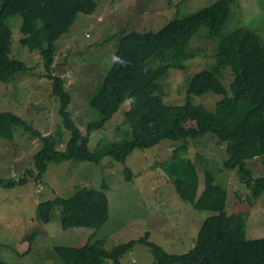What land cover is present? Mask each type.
<instances>
[{"label":"trees","instance_id":"trees-1","mask_svg":"<svg viewBox=\"0 0 264 264\" xmlns=\"http://www.w3.org/2000/svg\"><path fill=\"white\" fill-rule=\"evenodd\" d=\"M240 3L241 0H221L176 16L158 30L123 35L111 69L89 102L102 117L88 123L83 134L69 110L73 98L66 90L65 79L52 71L57 41L70 31L80 15L96 11L97 0H0V82L7 83L16 73H27L31 66L35 67L11 56L14 41L9 19L20 15V48L41 55L46 76L53 81V96L61 102L59 114L63 120V126L54 134L56 138L43 135L13 112L0 111L1 138L13 140L15 130L23 128L42 142L34 154V168L18 180L0 179V190L23 186L30 178L41 181L53 162L87 161L98 167L111 157L125 163L136 149L152 148L164 140L183 141L174 149L171 160L160 163V167L184 201L197 210L216 213L205 220L194 247L187 253H168L149 240L148 232L113 248H107L102 238L93 240L92 235H79L82 240L74 245L54 247L63 264H105L106 260L121 264V257L139 243L150 248L157 264H264V238L248 239L244 215L226 212L228 191L210 168L208 158L199 152L189 156L188 139L197 140L212 133L226 145L228 158L224 167L238 171L255 199L264 194V177H254L248 167V160L256 157L264 163V41L253 30L226 28L231 6L240 7ZM203 27L208 28V37L217 43L215 63L191 78L184 105H167L157 94L160 82L171 69L183 70L185 62L196 57L190 51V43ZM226 66L234 74L229 90L221 79ZM209 92L223 95L214 112L191 102L192 95ZM125 103H129V108L124 111L127 129L122 140L91 151L92 133L103 129ZM65 130L71 136L66 149L60 151L57 147L64 141ZM119 131L117 127L114 132ZM125 173L126 181L131 182L133 171L127 167ZM107 189L103 182L101 189L83 187L70 198L57 197L41 203L39 221L52 222L53 212L59 208L64 230L78 233L99 229L110 214ZM35 237V233L28 237V249L22 256L30 253ZM0 264L15 263L0 258Z\"/></svg>","mask_w":264,"mask_h":264},{"label":"rangeland","instance_id":"rangeland-1","mask_svg":"<svg viewBox=\"0 0 264 264\" xmlns=\"http://www.w3.org/2000/svg\"><path fill=\"white\" fill-rule=\"evenodd\" d=\"M218 1L221 0H97V9L92 15H80L70 31L56 43L52 72L65 79L66 90L73 98L69 110L83 134H86L88 123L102 117L89 102L111 69L123 35L132 31L158 30L176 16L182 17ZM9 23L14 41L11 56L28 61L30 65L35 64L36 68L31 66L27 73L18 72L7 83L0 82V111L13 112L43 135L55 136L63 126V120L59 114L61 102L53 96V81L46 76L41 55L20 48L21 16L10 18ZM226 28L253 30L264 41V0H241L240 7L232 5ZM216 49V42L208 37V28L203 27L190 43V51L196 57L186 61L183 70L171 69L168 77L160 82L157 94L167 105H184L187 102L191 78L215 63ZM221 79L229 90L234 79L229 66L223 69ZM190 98L194 105H202L214 112L223 95L209 92ZM128 108L129 103H125L103 129L92 133L91 151L106 143L122 140L120 138L127 129L124 111ZM117 127L120 131L116 134ZM70 136V132L65 130L64 141L58 145V150L66 149ZM188 140L189 156L197 152L206 156L219 182L226 187V212L244 215L248 239L264 238V194L255 199L252 189L242 182L238 171L224 167L228 158L226 145L212 133L197 140ZM182 144L183 141L164 140L152 148L136 149L125 163L107 157L98 167V164L87 161L53 162L41 181L30 178L23 186L2 188L0 258L15 264H63L54 247L74 245L81 239L79 235H92L93 240L102 238L107 248H113L139 239L147 232L149 240L161 245L168 253L189 252L205 220L216 213L197 210L184 201L160 167V163L171 160L174 149ZM41 146L40 139L23 128L15 130L13 140L0 137V179L25 177L26 171L34 168V154ZM127 167L134 174L131 182L125 179ZM248 167L254 177H264L261 157L248 160ZM103 182L108 185L106 193L110 200V214L99 229L79 230L78 233L64 230L59 208L54 210L52 222L39 221L41 203L57 197L70 198L83 187L101 189ZM34 233L36 237L30 253L22 256L28 249V237ZM120 263L157 264L150 248L140 243L123 255ZM105 264L115 263L106 260Z\"/></svg>","mask_w":264,"mask_h":264},{"label":"clouds","instance_id":"clouds-1","mask_svg":"<svg viewBox=\"0 0 264 264\" xmlns=\"http://www.w3.org/2000/svg\"><path fill=\"white\" fill-rule=\"evenodd\" d=\"M217 44V43H216Z\"/></svg>","mask_w":264,"mask_h":264}]
</instances>
